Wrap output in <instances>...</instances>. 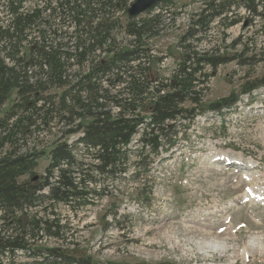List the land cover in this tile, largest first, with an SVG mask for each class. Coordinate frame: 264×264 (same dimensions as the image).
Segmentation results:
<instances>
[{"label": "trees", "instance_id": "obj_1", "mask_svg": "<svg viewBox=\"0 0 264 264\" xmlns=\"http://www.w3.org/2000/svg\"><path fill=\"white\" fill-rule=\"evenodd\" d=\"M26 1L0 0L9 16L0 19V264H13L17 254L37 264H99L62 247L36 246L44 239L66 244L67 220L55 208L76 214L106 195V187L97 185L101 178L117 182L147 174L152 161L144 164L145 155L167 152L165 146L174 145L167 133L187 118L184 104L200 106L208 78L203 69L223 62L208 52L184 53L166 80L140 68L141 47L157 37L170 0H160L145 18H128L132 0H53L30 9ZM258 5L210 0L193 24L197 30L181 42L206 33L217 19L225 28L237 24L227 18L234 6L254 12ZM118 32L129 39L120 49L114 48ZM49 89L63 91L45 98ZM12 93L17 101L2 113ZM220 103L211 109L229 108L227 100ZM53 109L81 121L70 132L79 136L71 144H54L45 175L39 177L34 171L40 155L14 147L19 136L48 122ZM133 142L135 150L130 148ZM110 190L121 194L116 185ZM36 209L41 212L31 214ZM121 218L114 214L110 219L117 230Z\"/></svg>", "mask_w": 264, "mask_h": 264}, {"label": "rangeland", "instance_id": "obj_2", "mask_svg": "<svg viewBox=\"0 0 264 264\" xmlns=\"http://www.w3.org/2000/svg\"><path fill=\"white\" fill-rule=\"evenodd\" d=\"M46 1L53 0H27L25 8L43 6ZM170 1L172 5L159 21L157 37L141 47L140 68L148 69L152 78L166 80L184 53L208 52L223 63L216 69H203L208 78L200 106L184 104L189 110L187 118L172 123L175 125L167 133L168 142L174 145L165 146L167 152L145 155L144 164L152 161L147 174L142 171L137 180L133 174L117 182L98 177L97 185L106 187V195L92 207L76 214L62 206L55 208L67 220L66 244L44 239L36 244L39 248L62 247L99 264H264V257L252 256L251 251L250 261L243 257L247 242L264 238V200L253 202L251 194L259 188L264 197V2L250 0L259 4L254 12L234 6L227 18L237 24L225 28L217 19L206 33L181 42L189 31L197 30L193 24L210 0ZM223 1L238 4L243 0ZM8 18L0 3V19ZM128 42L118 32L114 48ZM85 71L83 65L81 72ZM62 91L49 89L43 96L58 97ZM223 99L229 108L213 111L211 107ZM16 101L12 93L2 113ZM52 111L48 122L19 136L14 147L40 155L34 171L39 177L45 175L54 144H71L79 136L70 132L81 121ZM136 114L146 116L144 111ZM134 142L132 150L136 149ZM237 161L251 163L253 168L238 166ZM115 185L121 194L110 190ZM34 212L41 211L31 214ZM114 214L122 215L117 225L120 230L111 223ZM254 219L262 226H255ZM229 229L237 230L236 234ZM13 264L37 263L17 254Z\"/></svg>", "mask_w": 264, "mask_h": 264}, {"label": "bare ground", "instance_id": "obj_3", "mask_svg": "<svg viewBox=\"0 0 264 264\" xmlns=\"http://www.w3.org/2000/svg\"><path fill=\"white\" fill-rule=\"evenodd\" d=\"M237 165L238 166H243V165H245V168H248V169H250V167H247V166H251V168H253V164H251V163H249V165L247 164H245V163H242V162H238L237 161ZM258 181H261V179H258ZM256 189H258V190H256ZM254 191H252L251 192V194H252V199H253V202H257V201H260V200H264V197H263V194H262V192L260 191V189L259 188H256ZM250 199V198H249ZM252 201V200H251ZM261 207V206H260ZM255 220V219H254ZM253 220V223L255 224L256 222H258V220H255L254 221ZM241 226H243L244 227V224H241ZM255 226H262V223H257V224H255ZM219 228V227H218ZM229 231H231V233L233 234H236V232L235 231H237V230H231V229H229ZM201 232H204V231H201ZM203 234H208L209 236H212V235H218L217 233H214L213 232V234L211 235L210 233H208V231H205ZM263 239V241H259L258 239L256 240V239H254V241H251L250 243L249 242H247V244H246V247H245V249L243 250L244 252L243 253H245V255L246 256H243L244 258H246L248 261H250V257L248 256V254H249V251H251V255L252 256H254V255H256V256H260V257H264V238H262ZM226 239H223L221 242H219L218 244H222V242L223 241H225ZM260 240H261V237H260ZM251 256V257H252Z\"/></svg>", "mask_w": 264, "mask_h": 264}, {"label": "water", "instance_id": "obj_4", "mask_svg": "<svg viewBox=\"0 0 264 264\" xmlns=\"http://www.w3.org/2000/svg\"><path fill=\"white\" fill-rule=\"evenodd\" d=\"M159 1L160 0H136L128 8L127 15L129 18H136L155 8ZM36 179L37 178H34L33 180L35 181Z\"/></svg>", "mask_w": 264, "mask_h": 264}, {"label": "flooded vegetation", "instance_id": "obj_5", "mask_svg": "<svg viewBox=\"0 0 264 264\" xmlns=\"http://www.w3.org/2000/svg\"><path fill=\"white\" fill-rule=\"evenodd\" d=\"M256 1H258V2H264V0H256Z\"/></svg>", "mask_w": 264, "mask_h": 264}]
</instances>
